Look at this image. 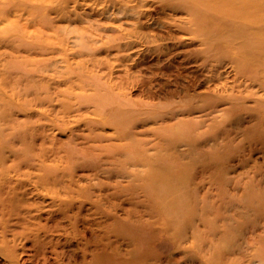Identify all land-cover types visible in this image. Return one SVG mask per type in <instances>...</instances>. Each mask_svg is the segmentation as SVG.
Masks as SVG:
<instances>
[{
	"label": "rangeland",
	"instance_id": "rangeland-1",
	"mask_svg": "<svg viewBox=\"0 0 264 264\" xmlns=\"http://www.w3.org/2000/svg\"><path fill=\"white\" fill-rule=\"evenodd\" d=\"M105 244L264 264V0H0V264Z\"/></svg>",
	"mask_w": 264,
	"mask_h": 264
},
{
	"label": "bare ground",
	"instance_id": "bare-ground-1",
	"mask_svg": "<svg viewBox=\"0 0 264 264\" xmlns=\"http://www.w3.org/2000/svg\"><path fill=\"white\" fill-rule=\"evenodd\" d=\"M156 175L159 178L155 185V198L162 208L169 213L176 212L180 208L184 209L183 204L186 200L184 181L170 176L169 171L163 167L156 170ZM134 235L138 239L141 236L138 232ZM125 258V255H122L117 248L110 249L107 244L93 254V261L100 264H128Z\"/></svg>",
	"mask_w": 264,
	"mask_h": 264
}]
</instances>
